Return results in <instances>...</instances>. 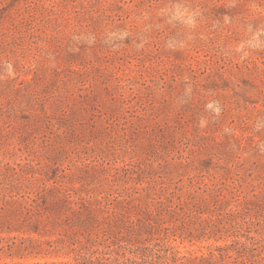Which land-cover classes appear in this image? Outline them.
Masks as SVG:
<instances>
[{"label": "rangeland", "instance_id": "374dc122", "mask_svg": "<svg viewBox=\"0 0 264 264\" xmlns=\"http://www.w3.org/2000/svg\"><path fill=\"white\" fill-rule=\"evenodd\" d=\"M264 264V0H0V264Z\"/></svg>", "mask_w": 264, "mask_h": 264}, {"label": "trees", "instance_id": "16d2710c", "mask_svg": "<svg viewBox=\"0 0 264 264\" xmlns=\"http://www.w3.org/2000/svg\"><path fill=\"white\" fill-rule=\"evenodd\" d=\"M52 264H54V263H52Z\"/></svg>", "mask_w": 264, "mask_h": 264}]
</instances>
